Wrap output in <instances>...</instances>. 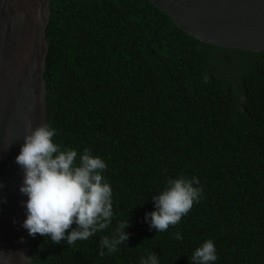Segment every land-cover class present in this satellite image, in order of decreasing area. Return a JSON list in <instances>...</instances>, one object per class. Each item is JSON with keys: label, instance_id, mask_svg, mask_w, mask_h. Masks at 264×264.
<instances>
[{"label": "trees", "instance_id": "1", "mask_svg": "<svg viewBox=\"0 0 264 264\" xmlns=\"http://www.w3.org/2000/svg\"><path fill=\"white\" fill-rule=\"evenodd\" d=\"M46 41L45 122L77 162L105 163L113 216L71 246L30 236L31 264H191L208 240L209 264H264V52L201 43L148 0H52ZM180 177L202 195L157 232L153 196ZM126 221L129 239L100 256Z\"/></svg>", "mask_w": 264, "mask_h": 264}, {"label": "water", "instance_id": "2", "mask_svg": "<svg viewBox=\"0 0 264 264\" xmlns=\"http://www.w3.org/2000/svg\"><path fill=\"white\" fill-rule=\"evenodd\" d=\"M189 37L232 50L264 52V0H148ZM52 0H0V264L31 258L16 163L31 130L45 122L46 30ZM23 241V242H22Z\"/></svg>", "mask_w": 264, "mask_h": 264}, {"label": "clouds", "instance_id": "3", "mask_svg": "<svg viewBox=\"0 0 264 264\" xmlns=\"http://www.w3.org/2000/svg\"><path fill=\"white\" fill-rule=\"evenodd\" d=\"M24 137V144L16 163L23 169L24 179L19 189L27 196L23 206L26 208V219L22 227L29 236L50 237L53 243L66 241L74 245L77 241L88 240L95 233L107 229L111 224L112 189L108 183H102L100 174L106 165L100 158H94L88 150L79 157L77 151L61 149L54 143L55 129L42 125ZM196 177L170 179L167 188L161 194L153 196L155 211L146 214L145 219L150 228L165 232L170 225H176L186 215L194 202H198L202 189ZM73 224L76 225L72 228ZM128 221L119 224L116 235L100 240L99 252L103 256L129 239L124 229ZM69 229H72L68 232ZM66 232L68 234L66 235ZM175 239L181 240L180 233ZM23 242V241H22ZM215 247L211 240L198 247L191 264H209L217 259ZM20 264H31L32 258L23 252L19 253ZM141 264H158L156 253H148Z\"/></svg>", "mask_w": 264, "mask_h": 264}]
</instances>
